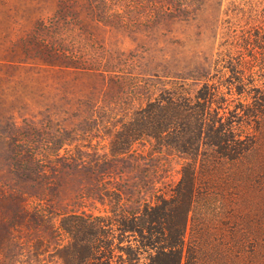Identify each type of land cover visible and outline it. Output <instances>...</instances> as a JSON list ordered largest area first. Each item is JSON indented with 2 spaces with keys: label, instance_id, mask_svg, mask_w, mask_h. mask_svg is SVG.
<instances>
[{
  "label": "rangeland",
  "instance_id": "374dc122",
  "mask_svg": "<svg viewBox=\"0 0 264 264\" xmlns=\"http://www.w3.org/2000/svg\"><path fill=\"white\" fill-rule=\"evenodd\" d=\"M172 2L0 0V195L97 213L99 193L170 199L194 178L182 264H264V0ZM203 82L237 158L138 140L140 103Z\"/></svg>",
  "mask_w": 264,
  "mask_h": 264
},
{
  "label": "trees",
  "instance_id": "16d2710c",
  "mask_svg": "<svg viewBox=\"0 0 264 264\" xmlns=\"http://www.w3.org/2000/svg\"><path fill=\"white\" fill-rule=\"evenodd\" d=\"M181 2L174 0L171 6L179 10ZM210 88L205 82L194 93L169 89L146 98L138 108V140L151 145L153 153L175 151L192 161L204 155L200 151L205 147L216 149L218 158H237L234 144L239 140L231 125L222 127L218 109L212 107L219 92ZM193 180L184 177L170 199L155 195L139 203L116 187L97 194L103 207L97 213L30 209L21 194L0 195V201L17 206L10 216H0V264H182ZM183 198L188 201L185 209L180 207Z\"/></svg>",
  "mask_w": 264,
  "mask_h": 264
}]
</instances>
